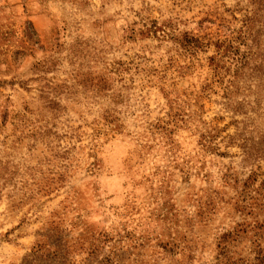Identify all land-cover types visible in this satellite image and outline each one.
Wrapping results in <instances>:
<instances>
[{
    "label": "rangeland",
    "instance_id": "rangeland-1",
    "mask_svg": "<svg viewBox=\"0 0 264 264\" xmlns=\"http://www.w3.org/2000/svg\"><path fill=\"white\" fill-rule=\"evenodd\" d=\"M236 4L0 0V264H87L86 240L101 231L121 241L96 264L108 255L151 264L152 242L136 238L176 233L197 241L202 263L213 260L215 237L242 219L231 189L203 219L199 205L240 157L200 148L205 123L221 136L234 128L218 95L202 92L214 47L193 48L192 38L230 36L243 17L245 2ZM109 107L116 131L103 123ZM38 243L68 251L37 253Z\"/></svg>",
    "mask_w": 264,
    "mask_h": 264
},
{
    "label": "trees",
    "instance_id": "trees-1",
    "mask_svg": "<svg viewBox=\"0 0 264 264\" xmlns=\"http://www.w3.org/2000/svg\"><path fill=\"white\" fill-rule=\"evenodd\" d=\"M241 2H245L243 8L236 9L243 11V17L240 19V26L230 30V36L221 39L216 32L215 37L192 38V47H214L215 53L209 57V67L214 77L204 83L202 92L218 95L222 109L232 114L230 123L234 128L232 133L221 136L223 129L215 124L205 123V132L199 138L200 148L203 152L218 157H240L236 164L230 162L223 166L219 183L221 191H212V196L199 205L198 215L203 219V216L215 213L218 202L224 201L220 196L225 194V189H231L232 203H227L231 204L233 212L242 220L215 237V256L213 260L203 263L196 256L197 241L194 242L186 233L180 236L178 233L169 235L167 241L159 236L153 238L139 235L136 240L141 243L152 242L150 247L155 257L151 264H264V0H237L236 5ZM101 82L104 83L100 91L107 90V78ZM46 99L50 110L56 112L60 109L59 99L49 95H46ZM115 103L119 104L121 100ZM117 114L115 108L109 107L102 115L103 123L113 125L111 129L114 131L119 127ZM222 146H234L238 152L231 154L221 151ZM244 170L248 173L241 178V171ZM216 199L217 202L214 201ZM58 227L56 224L53 229ZM134 236L129 238V245L137 249L142 244H136L132 240ZM86 241L87 264H96L100 254L109 248L107 244L112 243V247L119 245L121 239L112 240L101 231L97 237L94 234L91 240ZM65 242L68 243L67 240ZM59 245L61 243L56 246L38 243L35 251L38 253L47 250L51 251L50 255L57 256L62 250L68 251L66 243L62 247ZM104 259L110 260L107 264L112 259H115V264H121L118 255L112 258L108 255ZM67 262L65 260L64 264H68ZM136 264L147 263L136 261Z\"/></svg>",
    "mask_w": 264,
    "mask_h": 264
}]
</instances>
